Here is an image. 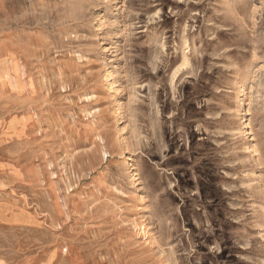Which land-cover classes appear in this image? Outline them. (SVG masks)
I'll return each instance as SVG.
<instances>
[{
	"label": "rangeland",
	"instance_id": "rangeland-1",
	"mask_svg": "<svg viewBox=\"0 0 264 264\" xmlns=\"http://www.w3.org/2000/svg\"><path fill=\"white\" fill-rule=\"evenodd\" d=\"M0 163V264H264V0H0Z\"/></svg>",
	"mask_w": 264,
	"mask_h": 264
},
{
	"label": "crops",
	"instance_id": "crops-1",
	"mask_svg": "<svg viewBox=\"0 0 264 264\" xmlns=\"http://www.w3.org/2000/svg\"><path fill=\"white\" fill-rule=\"evenodd\" d=\"M2 168H3V166L0 163V169H2ZM8 179H9L8 177L7 178H5L4 176L0 177V218L6 217L5 215H7V211H8L7 201H5V199H6L5 193L6 192L4 190V188L8 186L6 184V182L7 183L10 182ZM9 203H11V202H9ZM9 203H8V205H9Z\"/></svg>",
	"mask_w": 264,
	"mask_h": 264
}]
</instances>
